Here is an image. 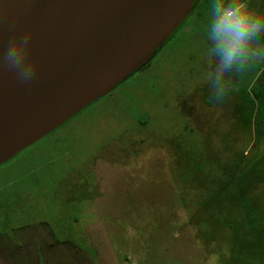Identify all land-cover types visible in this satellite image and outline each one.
I'll use <instances>...</instances> for the list:
<instances>
[{
  "label": "rangeland",
  "instance_id": "rangeland-1",
  "mask_svg": "<svg viewBox=\"0 0 264 264\" xmlns=\"http://www.w3.org/2000/svg\"><path fill=\"white\" fill-rule=\"evenodd\" d=\"M248 3L264 14V0ZM209 4L0 167V264H264V137L240 95L264 62L211 102Z\"/></svg>",
  "mask_w": 264,
  "mask_h": 264
},
{
  "label": "water",
  "instance_id": "water-1",
  "mask_svg": "<svg viewBox=\"0 0 264 264\" xmlns=\"http://www.w3.org/2000/svg\"><path fill=\"white\" fill-rule=\"evenodd\" d=\"M197 0H0V54L31 30L35 78L0 62V167L149 63Z\"/></svg>",
  "mask_w": 264,
  "mask_h": 264
},
{
  "label": "clouds",
  "instance_id": "clouds-1",
  "mask_svg": "<svg viewBox=\"0 0 264 264\" xmlns=\"http://www.w3.org/2000/svg\"><path fill=\"white\" fill-rule=\"evenodd\" d=\"M205 30L211 65L205 83L211 102L219 103L234 90V77H243L254 64L264 62V14L251 8L248 0H211ZM31 40V30L16 34L0 54V62L25 83L34 80L38 69Z\"/></svg>",
  "mask_w": 264,
  "mask_h": 264
},
{
  "label": "trees",
  "instance_id": "trees-1",
  "mask_svg": "<svg viewBox=\"0 0 264 264\" xmlns=\"http://www.w3.org/2000/svg\"><path fill=\"white\" fill-rule=\"evenodd\" d=\"M261 39L262 41H264V36H262ZM240 95L244 102L251 109L258 110L255 119L254 129L256 135H258L259 137H264V75L261 76L259 81L254 84L250 91L246 89L240 90Z\"/></svg>",
  "mask_w": 264,
  "mask_h": 264
},
{
  "label": "flooded vegetation",
  "instance_id": "flooded-vegetation-1",
  "mask_svg": "<svg viewBox=\"0 0 264 264\" xmlns=\"http://www.w3.org/2000/svg\"><path fill=\"white\" fill-rule=\"evenodd\" d=\"M204 1H207V0H203V2ZM200 2H202V0H197V2H196V4L194 5V7H193V10H192V12H191V14L189 15V17L187 18V19H189V18H191V19H193V23L195 22V20H194V15L196 14L197 15V17L198 18H200V17H202L203 16V14L200 12V10H198L196 7H197V5L200 3ZM211 2V0H209V3ZM190 19V20H191ZM189 20V21H190ZM162 49V48H161ZM160 50H158L157 51V53L159 52ZM157 53L154 55V57L157 55ZM153 57V58H154ZM242 98V97H241ZM243 100V99H242ZM243 102H244V100H243ZM245 103V102H244ZM246 104V103H245ZM247 105V104H246ZM248 106V105H247ZM249 107V106H248ZM250 108V107H249ZM251 109V108H250Z\"/></svg>",
  "mask_w": 264,
  "mask_h": 264
}]
</instances>
